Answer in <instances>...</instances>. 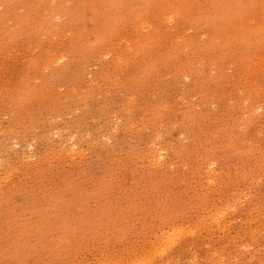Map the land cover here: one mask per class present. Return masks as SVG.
I'll return each instance as SVG.
<instances>
[{
    "label": "rangeland",
    "instance_id": "obj_1",
    "mask_svg": "<svg viewBox=\"0 0 264 264\" xmlns=\"http://www.w3.org/2000/svg\"><path fill=\"white\" fill-rule=\"evenodd\" d=\"M0 264H264V0H0Z\"/></svg>",
    "mask_w": 264,
    "mask_h": 264
}]
</instances>
